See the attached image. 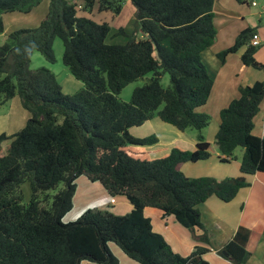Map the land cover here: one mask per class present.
Masks as SVG:
<instances>
[{
    "label": "trees",
    "instance_id": "obj_1",
    "mask_svg": "<svg viewBox=\"0 0 264 264\" xmlns=\"http://www.w3.org/2000/svg\"><path fill=\"white\" fill-rule=\"evenodd\" d=\"M80 1L83 12L97 8L118 15L122 10V0ZM41 2L0 0V33L3 14L29 13ZM49 2L37 28L14 30L0 45V107L18 95L30 113L23 128L0 134V264H119L110 242L140 264H208L209 246L197 245L187 256L176 252L154 230L146 209L198 231L204 228L200 204L212 196L230 202L250 185L251 175L264 172V136L253 132L264 102V80L241 86L219 114L215 141L220 159L230 161L243 147L241 174L222 180L188 177L181 170L184 163L211 156L202 131L212 119L203 108L214 79L202 55L217 36L215 0H132L136 29L123 44L107 43L109 24L79 15L77 2ZM256 31L244 28L232 46L218 53L220 60L246 46L243 64L264 70L255 56L260 45L251 43ZM55 37L65 44L64 63L85 84L73 95L63 92L51 69L30 68L35 51L54 61ZM148 73L152 77L129 102L118 98L125 85ZM166 73L171 83L165 88ZM155 117L182 132L198 130L196 148L174 146L152 158L146 148L158 143L157 134L138 137L130 129ZM81 175L101 182L111 196H125L130 212L89 209L77 221L63 222ZM27 181L32 198L24 203L21 185ZM52 190L56 193L48 205ZM206 235L198 238L209 245ZM259 239V233L240 226L224 246L226 253H220L245 264L250 244Z\"/></svg>",
    "mask_w": 264,
    "mask_h": 264
},
{
    "label": "rangeland",
    "instance_id": "obj_2",
    "mask_svg": "<svg viewBox=\"0 0 264 264\" xmlns=\"http://www.w3.org/2000/svg\"><path fill=\"white\" fill-rule=\"evenodd\" d=\"M73 1L77 2L78 4L77 7L79 10L78 12L79 15H86L97 22H107L109 24L110 32L106 39L107 43H112V44L126 43L128 41L129 34L133 33L136 29V25H135L136 7L132 3V0H122V10L120 14L118 15L111 11H98L97 8H95L90 13L83 12L80 6L82 2L80 0H73ZM252 1L257 2L256 7L252 6ZM247 2L248 3L245 5V7L248 8V10H249L248 6H251L252 8H255L256 10L263 12L262 14L263 24L261 25V27L263 29L262 34L264 36V10L262 9V5H264V0H247ZM49 4H50L49 0H42V2L29 13L9 12V13L3 14L5 30L3 33H0V45L4 43L6 36L14 30L37 28L40 25L41 21L47 15L48 10H49ZM218 8H219V4L216 5V10ZM252 16H253V13L245 14V18L240 19L241 20L240 23L245 24L247 26H252L253 25ZM234 19H236V17H234ZM217 22L218 20L215 21L216 28L219 29L220 26L217 24ZM121 29L125 31L124 34L119 33ZM234 43L235 42H233V44ZM222 45H223L222 40L221 41L219 40L218 43L216 44L217 46L216 49L219 52L226 49ZM52 48H53V54H54L53 62H50L49 60H47V58L40 51H35L31 58L30 68L33 70L39 69L41 67H47L51 69L55 73L57 81L61 85L63 92L66 94L73 95L74 93L79 91L82 87H84L85 84L79 79H77L73 75L69 67L64 63L63 54L65 50V44L60 37L54 38ZM262 48H264V44L260 46L258 50ZM233 55L235 56L232 57ZM240 55L241 54L239 53V51H237L235 53L229 54L226 57L225 62H227L226 65L228 66V71H225L222 73V75H224V73H227V74H225L224 77L220 79L221 82H218V81L216 82L217 85L219 83H222L224 86L228 88L234 86V89H237V91L239 92V88L241 86L250 85V83H254V81L256 80L264 79V70H259V69H256L250 66H245V65H242L240 67L241 70H238V71L233 70L235 67L234 61L236 60V62L237 61L239 62V59H241ZM212 59L216 62L219 60V62L224 63L220 60L218 56L217 57L213 56ZM205 60L207 64L203 60L204 63L206 64V66L208 65L209 67L210 61L208 60V58H205ZM240 62L243 64L242 60ZM211 69L213 68L211 67L210 70ZM211 73L212 72L210 71V74ZM151 77H152V73H148L144 77H141L135 81L128 83L127 85H125L122 91L118 94V98L121 101L129 102L132 98V94L134 90L137 87H141L144 84H146ZM170 83H171L170 75L168 73L164 74L162 77V85L166 88L170 85ZM16 98H18L19 100V96H17ZM212 104H213V100L210 101V107H214V105ZM263 120H264V116L262 117L261 121L263 122ZM217 122H218V118L212 116L210 124L206 128L203 129L202 134L204 135L206 140L210 136V134L214 132L216 128L215 123ZM151 125L154 129V132L157 133L158 136L161 138L162 140L161 144L165 143L166 141L172 140L174 137L173 134L178 133L179 131L176 127H174L171 124L165 123L164 121L160 120L158 117H155L154 124L151 123ZM152 131L153 130L151 128L148 129L147 127H142V128L132 127L130 129V132L133 135L138 136V137H144V136L151 135L153 133ZM255 131L256 130L254 127L253 132L255 133ZM185 133L189 136V138H195L197 141V137L199 133L198 130L189 128L185 131ZM6 147L7 145L5 144L3 153L6 152ZM243 154H244V148L238 147L234 153V157H232L230 161H222L219 159L222 156L219 148L213 145L212 157L210 156V158L206 160H200L197 162H189L190 164L186 165L183 168L184 171L182 172L186 174L191 171V173L195 177L208 176V177L216 178L217 175H224L226 177L230 172H232L235 164L236 165L239 164L238 169H240V164L242 161ZM193 163L195 164L198 163V165H195ZM227 177H237V176L229 175ZM21 192H22L24 203H27L28 201L31 200L32 188H31V184L29 181L24 182L21 185ZM49 193L51 195L47 203L48 205H50L52 196L56 193V191L52 190V191H49ZM120 200H124V202H126L125 205H122V203H120ZM222 203L224 204L228 202L223 201ZM126 204H128V206ZM238 204H240L239 201L238 203L233 201V204L231 203L230 205V212L227 215L226 214H223V216L220 215L221 216L220 218L222 220L224 218V220L226 221L222 223L225 225V228L223 229L229 230L228 235H231L233 225H235V214L239 213L241 210L240 209L241 206L238 207ZM89 209L110 211L117 215H124L126 213H129L131 208H129V201L125 196H122V195L111 196L107 192V190L104 188L101 182L92 181L86 175H81L76 179V191L73 197V208L63 217V222L65 223L75 222L82 216L83 213H85ZM149 210L150 209H147V212H149ZM151 210H153L154 212L159 211L157 209H151ZM205 215H206V218L208 219L203 221L204 228L197 229L198 230L197 233H200L199 230H201L200 236L201 234H207L206 236L212 239V243L216 246H219L221 241L218 240L217 237L221 236L223 233L219 234L218 233L219 228L217 227L216 224L213 225L214 216L211 213H210L211 216H209V213ZM152 217L154 219L153 221L154 230L159 231L160 233H164L165 236L169 239L167 241L170 243V245L175 248L177 247L175 249L176 251H179V253H183L184 256L189 255L190 252L189 253L187 252V251H190L189 248H187L188 250L186 251V249H184V246H183L181 248L183 252L179 250L178 244H177L178 242L176 238L178 237V235L180 236L182 235L179 231L177 232L178 234H176L175 230L172 227H169L171 226V225H168L170 221L167 220L166 222H162L158 218V216H152ZM169 218L172 220H175L173 216H170ZM180 226H181L180 228H183L182 230H184L183 233L186 234V236H183V237L185 239L187 238L186 240H188V242L196 238L191 229L185 228L182 225ZM224 237H229V236L225 235ZM200 242L202 241L200 240ZM202 243H205V242H202ZM109 247L111 251H113L115 255L117 256L119 260V264H140L137 261L128 257L116 243L110 242ZM208 256L211 260L215 262H222L221 264L231 263L230 260L220 258L219 254L210 253ZM81 264H98V263L93 262V261L83 260ZM210 264H215V263L211 262Z\"/></svg>",
    "mask_w": 264,
    "mask_h": 264
},
{
    "label": "crops",
    "instance_id": "obj_3",
    "mask_svg": "<svg viewBox=\"0 0 264 264\" xmlns=\"http://www.w3.org/2000/svg\"><path fill=\"white\" fill-rule=\"evenodd\" d=\"M247 3H248L247 0H245L243 3H240L237 0H215V4H214V10L216 13L215 21L218 20L217 24L220 26V28L217 29V36L215 39V43L209 48H207L203 52V55H202L205 63H206L205 58H208V60L210 61V66L208 67L207 65V67L209 68L208 70H210L211 67L213 68L210 70L212 72L210 75L214 78V87H213L212 94L210 96V99L207 105L203 109L207 111L209 114H211V116L218 118V122L215 123L216 128L214 132H212V134H210V136L207 138V141L210 142L211 157H212L213 145L218 148L216 141H215V136L219 128L220 111L222 108L227 106L231 102L232 99L238 96V91L237 89H234V86L228 88L224 86L222 83H219L218 85L216 84L217 81L221 82L220 79L223 78L225 74H227V73H224V75H222V73L225 71H228V66L226 65L227 62L221 63L219 62V60L216 62L212 59L213 56L217 57L219 53V51L216 49L217 47L216 44L218 43L219 40L220 41L222 40V44H223L222 46L224 48L230 47L233 44V42H235L238 34L244 28L248 27L247 25L240 23L241 21L240 19H244L245 14H249V13H253L252 27L257 28L256 33H258L261 38L260 46L264 44V36L262 34L263 29L261 27V25L263 24L262 22L263 12L258 11L255 8H252L251 6H248L249 7V10H248V8L245 7ZM218 4H219V8L216 10V5ZM252 6L256 7L257 2L255 5L252 4ZM262 9L264 10V5H262ZM234 17H236V19H234ZM245 50H246V46L238 50L239 53L241 54L240 57L242 56ZM234 56L235 55H233L232 57ZM255 56H257L256 58L259 61L264 63V48L258 50ZM240 61L241 59H239V62L238 61L236 62V60L234 61L235 67L233 70H237V71L241 70L240 67L244 64H242ZM260 80H264V79H260ZM250 84H253V83H250ZM17 96L18 95L14 96L12 99L8 100L4 105L0 107V134L7 133L10 135L12 133H15L16 131L20 130L26 124L27 120L30 117V113L23 106L20 96H19V100L18 98H16ZM211 100H213L212 105H214V107H210ZM263 116H264V102L262 104L261 111L257 114L255 121H254L255 130L256 131L258 130L257 132L255 131V134L260 135V136H264V120L263 122L261 121ZM154 119L155 118L147 121L145 124H143L140 127L141 128L147 127L148 129L151 128L153 130L152 132L155 133L151 125V123L154 124ZM173 135L174 137L172 140L166 141L165 143L161 144L162 140L157 134L159 138L158 143L148 146L146 148L149 151L152 158H158V157L164 156L165 154L169 153L174 146H180L184 149H190V150H193L196 148V144H197L196 139L189 138V136L185 132L178 131V133H175ZM221 157H223V155ZM188 164L190 163L189 162L184 163L181 166V170L184 171L183 168ZM195 165H198V163H196ZM238 168H239V164L237 165L235 164L232 172H230L227 176L229 175L239 176L241 174V169H238ZM186 174L185 175L188 177H195L191 173V171ZM227 176L225 177L224 175H217L216 178L222 180L224 178H227ZM249 182H250V185L247 187L241 188L238 195L228 203L223 204L222 203L223 201L221 199H219L216 196H212L207 201L199 205L201 215H202V220L205 221L206 219H208L206 218L205 214L209 213V216H211L210 215L211 213L214 216L213 225L214 224L217 225V227L219 228L218 229L219 234L223 233L221 236L217 237L218 240L221 241L219 246L214 245L212 243V239H209L210 240L209 245L207 243L200 242L197 236L200 235L201 231H199L200 233H197L198 231H192L196 238L188 242V240H186L187 238L185 239L183 237V236H186V234L183 233L184 231L182 230L183 228H180L181 224L178 223L176 220L170 219L169 217L168 218L162 217V214L160 211L154 212L153 210L150 209L149 212H147V209H146V212H147L146 215L151 217L152 223L154 221L152 216H158V218L162 222H166L167 220L170 221L168 225H171V226L169 227H172L175 230L176 234H178L177 232L179 231L182 235V236L178 235V237L176 238L178 242L177 243L178 248L181 252H183L181 249L183 246H184V249H186V251L188 250L187 248H189L190 251H187L188 253L189 252L192 253V251L197 245L209 246L210 247L209 252L204 255V259L208 261V264H210L211 262H214L215 264L222 263V262H215L211 260L208 256L210 253L219 254L220 258L227 259L224 256H222L220 252L223 251L224 253L225 251L224 246L235 236L238 228L240 226H245L260 234V239L256 242L253 241V243L250 244L249 249L252 251V253L247 256L245 260V264H264V172H257L256 174L251 175L249 177ZM233 201H235L236 203H238V201L240 202V204H238V207L241 206L240 208L241 210L239 213H237L238 215L235 214V225H233L231 235H228L229 230L223 229L225 228V225L222 223L226 221L224 220V218L222 220L220 217L223 216V214L227 215L230 212V205L231 203L233 204ZM120 203H122V205H125L126 202H124V200H120ZM126 205L128 206V204ZM129 208L132 209V204L130 202H129ZM162 234L164 235L166 240H169L165 236L164 233ZM225 235L229 237H224ZM172 248H174L175 250L177 247L175 248L172 246ZM176 252L179 253V251H176ZM180 254L184 255L183 253H180ZM230 262L231 263L229 264H234L231 260Z\"/></svg>",
    "mask_w": 264,
    "mask_h": 264
},
{
    "label": "built area",
    "instance_id": "obj_4",
    "mask_svg": "<svg viewBox=\"0 0 264 264\" xmlns=\"http://www.w3.org/2000/svg\"><path fill=\"white\" fill-rule=\"evenodd\" d=\"M252 4L255 5V4H256V1H253ZM251 43H252V45H254V46H259V45L261 44V38H260V36H259L258 33H255V34L253 35L252 40H251Z\"/></svg>",
    "mask_w": 264,
    "mask_h": 264
},
{
    "label": "water",
    "instance_id": "obj_5",
    "mask_svg": "<svg viewBox=\"0 0 264 264\" xmlns=\"http://www.w3.org/2000/svg\"><path fill=\"white\" fill-rule=\"evenodd\" d=\"M224 253H226V252L224 251Z\"/></svg>",
    "mask_w": 264,
    "mask_h": 264
}]
</instances>
